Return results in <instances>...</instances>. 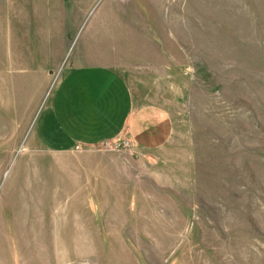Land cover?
Instances as JSON below:
<instances>
[{
    "label": "rangeland",
    "instance_id": "374dc122",
    "mask_svg": "<svg viewBox=\"0 0 264 264\" xmlns=\"http://www.w3.org/2000/svg\"><path fill=\"white\" fill-rule=\"evenodd\" d=\"M68 35L41 61L31 0H0V264H264V0H95ZM75 58L163 108L167 144L50 150Z\"/></svg>",
    "mask_w": 264,
    "mask_h": 264
},
{
    "label": "crops",
    "instance_id": "0c3cea01",
    "mask_svg": "<svg viewBox=\"0 0 264 264\" xmlns=\"http://www.w3.org/2000/svg\"><path fill=\"white\" fill-rule=\"evenodd\" d=\"M94 3L95 0H31V55H41L45 62L49 61L48 48H57L59 53L61 47H67L68 31L81 28ZM84 25L83 30L87 23ZM82 47L93 46L87 40ZM73 61L75 65L60 79L44 112L52 135L64 142L61 148L47 145L50 150L62 151L69 145L103 146L123 135L131 155L147 154L167 144L172 120L163 108L155 104L137 105L129 84L112 68L90 59ZM38 133L35 132V138ZM102 190L106 191L102 195L100 188L94 190L92 205L98 206L101 200L112 206L111 186Z\"/></svg>",
    "mask_w": 264,
    "mask_h": 264
},
{
    "label": "built area",
    "instance_id": "2783aa9c",
    "mask_svg": "<svg viewBox=\"0 0 264 264\" xmlns=\"http://www.w3.org/2000/svg\"><path fill=\"white\" fill-rule=\"evenodd\" d=\"M123 143V145H125V143L124 142H122ZM105 145H107V144H105Z\"/></svg>",
    "mask_w": 264,
    "mask_h": 264
}]
</instances>
